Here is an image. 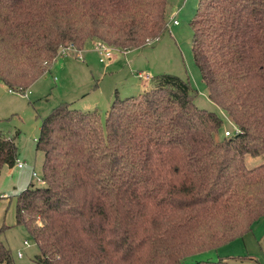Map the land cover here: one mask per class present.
I'll use <instances>...</instances> for the list:
<instances>
[{
	"label": "trees",
	"instance_id": "1",
	"mask_svg": "<svg viewBox=\"0 0 264 264\" xmlns=\"http://www.w3.org/2000/svg\"><path fill=\"white\" fill-rule=\"evenodd\" d=\"M167 0H0V83L27 89L59 48L146 47L168 28ZM193 60L207 97L238 130L198 108L196 91L161 75L137 97L97 111L62 103L42 121L41 187L16 197L43 264L185 263L247 234L264 217V0H199ZM16 146L0 133V172ZM0 264H13L0 243Z\"/></svg>",
	"mask_w": 264,
	"mask_h": 264
},
{
	"label": "rangeland",
	"instance_id": "2",
	"mask_svg": "<svg viewBox=\"0 0 264 264\" xmlns=\"http://www.w3.org/2000/svg\"><path fill=\"white\" fill-rule=\"evenodd\" d=\"M167 1L168 28L158 41L146 47L114 50L110 60L99 63L93 44L87 42L79 52L58 55L47 72L23 92H9L0 83V133L15 144L17 152L13 167L3 166L0 172V243L9 250L13 264H43L37 261L39 250L25 227L16 224V197L30 184L43 185L44 153L37 149V140L43 119L60 104L81 112L95 110L103 124L115 98L137 97L150 89L157 77L172 75L189 82L196 91L194 103L198 108L216 112L222 118L217 138L223 137L225 131L235 134L236 127L228 116L209 101L193 60L191 22L199 0ZM173 20L177 25L172 24ZM139 73L149 75L150 80L139 79ZM244 160L248 168H253L264 164V154L245 156ZM17 163L25 166L19 169ZM219 260L227 264H264V217L242 237L188 256L183 262Z\"/></svg>",
	"mask_w": 264,
	"mask_h": 264
},
{
	"label": "built area",
	"instance_id": "3",
	"mask_svg": "<svg viewBox=\"0 0 264 264\" xmlns=\"http://www.w3.org/2000/svg\"><path fill=\"white\" fill-rule=\"evenodd\" d=\"M172 24L173 25H177V21L173 20ZM93 48H94V51L96 52V54L98 56L99 63H104L105 61L110 60L111 57H112V51L117 50V49H114L112 47L107 46L103 42H95L93 44ZM70 51H74V52L78 51L79 52V50H77L73 45H66V46H62V47L59 48L58 54L59 55H66ZM124 52H126V51H124ZM79 58H81V57L79 56ZM137 76H138L139 79H141V80H143L145 82L150 80V76L149 75H142L141 73H139ZM13 91L14 90H9V92H13ZM15 91L23 92L24 90L21 91L19 89V90H15ZM237 132H238V130L236 129L235 133H237ZM224 136L225 137H229V136H232V135H231L230 132L225 131L224 132ZM16 166H17V168L21 169V168H23L25 166V164L24 163H17ZM32 177L33 178L37 177V175H36V173L34 171L32 172ZM41 181H42V179H41ZM42 183H43V181H42ZM23 244L25 246H28V242L27 241H24ZM17 257L21 258L22 254L20 252H18L17 253Z\"/></svg>",
	"mask_w": 264,
	"mask_h": 264
},
{
	"label": "crops",
	"instance_id": "4",
	"mask_svg": "<svg viewBox=\"0 0 264 264\" xmlns=\"http://www.w3.org/2000/svg\"><path fill=\"white\" fill-rule=\"evenodd\" d=\"M167 6H168V4H167ZM90 42H91V41H90ZM91 43L94 44L93 42H91ZM80 51H81V50H80ZM144 91H145V90H144ZM144 91H143V92H144Z\"/></svg>",
	"mask_w": 264,
	"mask_h": 264
}]
</instances>
